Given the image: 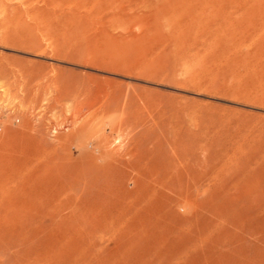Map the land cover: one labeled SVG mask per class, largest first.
Returning <instances> with one entry per match:
<instances>
[{
    "label": "rangeland",
    "instance_id": "1",
    "mask_svg": "<svg viewBox=\"0 0 264 264\" xmlns=\"http://www.w3.org/2000/svg\"><path fill=\"white\" fill-rule=\"evenodd\" d=\"M168 263L264 264V0H0V264Z\"/></svg>",
    "mask_w": 264,
    "mask_h": 264
},
{
    "label": "bare ground",
    "instance_id": "2",
    "mask_svg": "<svg viewBox=\"0 0 264 264\" xmlns=\"http://www.w3.org/2000/svg\"><path fill=\"white\" fill-rule=\"evenodd\" d=\"M139 163V162H138ZM71 207V206H70ZM73 263H74V261H73ZM169 264V263H168Z\"/></svg>",
    "mask_w": 264,
    "mask_h": 264
}]
</instances>
